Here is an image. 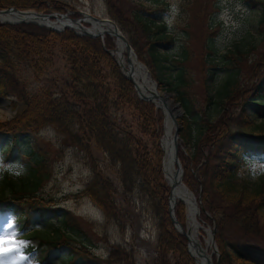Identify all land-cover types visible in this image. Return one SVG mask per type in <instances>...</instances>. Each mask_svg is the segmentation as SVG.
Listing matches in <instances>:
<instances>
[{"label":"trees","instance_id":"16d2710c","mask_svg":"<svg viewBox=\"0 0 264 264\" xmlns=\"http://www.w3.org/2000/svg\"><path fill=\"white\" fill-rule=\"evenodd\" d=\"M54 1L0 0V8L16 6L20 9L47 10L48 3H52L53 8L60 9ZM105 2L108 14L124 31L137 57L150 68L158 87L164 86L166 91L174 90V99L180 101L184 109L181 117H178L179 135L190 153L178 149L184 168L183 181L190 189L194 185L202 187L200 214L208 223L215 225L214 240L220 252L219 264H264V227L260 222V216H264L260 214V209L264 207V186L255 184L248 187L245 181H239L244 174L252 173V165L264 163V125L256 123L242 109L237 122L238 129L232 131L225 102L236 99L239 91L242 93L243 90L245 95L248 93L246 87L242 90L238 87L235 77L237 71L228 74L222 84L223 89L217 91V99L212 100L211 94L207 95V100L214 101L219 108L218 123L202 118L193 132L192 122L196 120L193 117L196 113L195 104L190 94L193 78L184 64L189 54L183 49L179 56L170 58L169 50L160 48L172 45L176 41V33L164 21H156L140 10L126 8L120 0ZM162 4L154 7L153 11H162L167 2L163 1ZM263 17L264 14L260 16V22ZM140 36L145 41L144 45L139 43ZM55 42L63 48L69 63L66 86L58 94L50 89L30 93L16 72L15 58L32 59L44 51H50ZM114 46V39L108 34L101 38L80 35L71 28L55 31L33 22H0V93L17 97L15 114L0 121V136L5 133L12 135L11 142L5 147L3 160L18 145V134L35 132L45 125L61 135L64 142L75 147L87 150L89 141L93 140L106 153L110 165L117 169L122 192L127 197L134 193L146 196L148 207L156 219L158 249L161 252L172 250L176 255V264H194L187 251L188 240L174 228L169 214V185L162 171L163 152L161 164L160 161L152 163L144 142L135 132L139 127L143 132L150 130L154 133L163 121V114L153 102L138 97L134 85L122 74L108 52ZM204 46L209 54L217 53L211 43L207 42ZM229 51L239 53L241 49L235 44L234 49ZM205 60L201 62L203 71ZM169 61L177 63L173 73L174 84L163 80L160 73L163 68L168 70ZM109 79L113 82L110 83ZM251 95L264 98V75L255 81ZM120 103L133 110L135 121L138 118L136 125L135 122L131 124L133 128L130 124L124 126L115 121V109ZM205 143L210 144L211 154H215L208 155L207 160L198 167L199 179L189 163ZM33 151L40 152V149L35 147ZM0 168L3 169L0 171V200L9 199L26 204L28 213L46 209V199L37 194L49 175L46 155L36 157L29 167V174L23 178H15L4 164ZM90 168L91 175L82 193L103 210L106 218L117 219L120 208L113 195L111 181L100 169L95 166ZM206 210L210 216L205 213ZM66 214L63 216L64 223L68 222ZM174 215L184 226L185 206L181 201L175 203ZM227 222L236 224L243 234L251 238L228 244L222 233V226ZM251 235H257L263 241H250L254 238ZM29 236L38 240L35 247L28 245L26 248L38 264H44L52 249L70 244V236L65 235L61 224L53 226L52 232L33 229ZM73 246L90 251L85 244ZM119 249V245L114 244L109 256H119ZM113 253L116 254L112 256ZM122 253L125 257V252ZM92 255L99 259L94 252ZM70 259L73 261L72 257Z\"/></svg>","mask_w":264,"mask_h":264},{"label":"rangeland","instance_id":"374dc122","mask_svg":"<svg viewBox=\"0 0 264 264\" xmlns=\"http://www.w3.org/2000/svg\"><path fill=\"white\" fill-rule=\"evenodd\" d=\"M163 1L167 2L164 9L153 11L154 7L163 5ZM120 2L126 8L133 11L140 10L156 21L164 22L166 15L171 17L172 4H176L178 11L171 27L172 31L176 33V41L172 45L160 46V48L169 50L170 58L179 56L183 49L189 54V58L184 64L193 78L190 88L196 112L193 116L196 120L192 122L193 132L197 130L198 123L202 118H208L213 123H218L220 120L219 108L212 100L218 98L217 91L223 89L222 84L228 74L236 71L238 87L240 90L246 87L248 93L245 95L243 90L242 93L239 91L240 95L238 93L236 99L229 103L225 102V110H228L230 114L228 121L232 125V131L238 129L237 122L242 109L256 123L264 125V98H256L251 95L255 81L264 75V17L262 22L259 21L260 16L264 14V0H120ZM48 4L47 10L38 11L68 12L69 16H79L78 10H80L111 18L105 0H55L54 4L58 5L60 9L53 8L52 3ZM84 25L88 26L90 23L84 21ZM121 31L124 32L122 29ZM139 38V43L144 45V39L141 36ZM207 42L216 47L217 53L209 54L207 52V48L204 46ZM235 44H238L241 52L229 51L234 49ZM114 47L108 49L113 58ZM209 56H212L213 59ZM204 59H206L204 62L205 71L201 68V62ZM15 64L18 76L30 93L50 89L53 93L58 94L69 79V63L63 48L57 42L50 51H44L32 59L16 57ZM176 65L175 61H169L168 70L163 68L164 70L160 71L163 80H168L171 84L175 83L173 73L176 71ZM151 76L153 77L152 74ZM109 82L112 83V79H109ZM158 88L170 95L175 102L177 101L174 99V90L166 91L164 86ZM208 94L212 96L211 101L207 100ZM16 98L14 94L0 93V121L7 120L15 114ZM116 107L114 114L116 122L124 126H128L127 124L131 126L135 122L136 125L138 118L135 121V114L131 108L122 103ZM180 108L181 111L177 118L181 117L184 111L182 105ZM131 128L133 127L131 126ZM135 132L144 142L151 162L156 164L160 161L161 164L162 123L154 133L150 130L143 132L139 127ZM11 140L12 135L9 133L0 136V166L4 164L15 178L26 177L29 174V167L36 157H40V155L47 157L49 175L37 192L39 196L46 199L45 210L28 213L25 208L26 204H18L9 199L0 200V222L6 225V221L10 220L16 230L14 237H8L11 247H18V244L15 243L17 240L26 241L27 245L22 254L27 255L32 264H38V262L31 257L26 248L28 245L35 247L38 240L30 237L29 232L33 229L52 232L53 226L58 224L63 227L65 235L70 236L68 239L70 244L52 249L44 264H126L127 262L129 264H176V255L172 250L161 252L158 249L156 219L148 207L146 196L134 193L127 197L122 192L117 169L110 165L106 153L99 149L93 140L89 141L87 150L75 147L64 142L61 135L49 125H45L35 132L18 134V145L8 158L3 160L5 147ZM35 147H39L40 152H34ZM178 149L186 154L190 153L189 148L183 144L180 135ZM214 154H211L210 144L202 145L189 163L190 167L191 164L194 167V173L197 174L198 167L207 160L208 155ZM260 164L264 163L256 165ZM91 166L100 169L104 176L111 181L114 188L113 195L120 208L117 219L106 218L103 210L90 197L82 193V189L91 175ZM20 168L22 171H19ZM197 177L200 179L199 174ZM239 181H245L248 187L255 186V184L264 186V173L253 175L252 171L250 175L244 174ZM1 185L0 183V187ZM201 189V185H194V188L191 189L200 205H202ZM260 211V214H264V207ZM65 212H67L68 218L66 223L63 222ZM205 213L210 216L208 210ZM263 217L260 216V222L264 227ZM199 220L205 227L211 225L215 228V225L208 223L200 213ZM222 229L228 244H236V241L243 242L251 238L243 234L236 224L227 222L222 226ZM9 231L11 230L8 229ZM204 234L205 231L201 228L199 237L203 242ZM251 236L254 238L250 241L256 243L263 241L257 235ZM82 244H85L90 251L80 250L73 246ZM114 244L119 245L121 254L111 258L109 253ZM122 251L125 252V257H123ZM92 252L98 255L99 259L95 258ZM115 254L113 253L112 256ZM219 255L220 252L216 246V250L212 253L215 264H219ZM71 257L73 261H71ZM15 264H28V261H21L17 257Z\"/></svg>","mask_w":264,"mask_h":264},{"label":"bare ground","instance_id":"6f19581e","mask_svg":"<svg viewBox=\"0 0 264 264\" xmlns=\"http://www.w3.org/2000/svg\"><path fill=\"white\" fill-rule=\"evenodd\" d=\"M90 22V25L85 26L84 21L72 20L65 15H56V17H45L36 15L34 13H22L14 9L0 12L1 20H25L35 21L45 24L47 26L61 29L70 27L77 32L87 31L91 33H99L103 37L108 34L113 37L115 42L112 54L122 74L131 72V77L136 83L137 89L151 97V102L156 108H159L163 114L162 132L160 135V146L163 151L162 171L167 184H171L172 200L176 203L181 201L185 206V225L183 228L188 234V253L192 256L195 264H215L212 259V251L214 245L211 240L210 226L205 227L199 220L200 207L194 192L182 179H179V170L174 161L175 150V123L173 117H177L181 111L180 106L176 103L170 95L161 91L156 82L153 81L147 66L139 60L134 51H126L124 41L115 35L114 25L109 21L94 20L91 17H84ZM133 84V83H132ZM134 85V84H133ZM136 91V90H135ZM177 138V142H178ZM174 203V205H175ZM202 213V212H201ZM202 216V215H201ZM187 218V220H186ZM2 221V220H1ZM205 231L203 235L204 242L199 237L200 229ZM8 229L4 223L0 222V235H5L4 248H12L11 241L6 235ZM15 259L0 258V264H15Z\"/></svg>","mask_w":264,"mask_h":264},{"label":"water","instance_id":"95a60500","mask_svg":"<svg viewBox=\"0 0 264 264\" xmlns=\"http://www.w3.org/2000/svg\"><path fill=\"white\" fill-rule=\"evenodd\" d=\"M16 10L18 12H22V13H34L36 15H40V16H45V17H56V15H65L66 17L72 19V20H81V21H86V22H89L88 20H86L84 17L87 16V17H91L93 18L94 20H101V21H109L111 22L113 25H114V28H115V35L118 36L119 38H121L123 41H124V44H125V48H126V51H134L132 45L130 44V42L128 41L126 35L124 34V32L121 31V29L119 28L118 24L112 19V18H109V17H101V16H98V15H94V14H91L87 11H80L78 10V13L80 14L79 16H69L68 15V12H59V11H37V10H34V9H31V8H28V9H20V8H17L16 6H8V7H4V8H0V12H6V11H9V10ZM1 22H8V23H18V22H33V23H36V24H39V25H43V26H46V27H49L51 28L52 30H55V31H61L63 28L61 29H56V28H53V27H50V26H47L45 24H42V23H38V22H35V21H23V20H1ZM90 23V22H89ZM74 30V29H73ZM77 34H85V35H89V36H100L101 38L103 37L101 34L99 33H91V32H87V31H81V32H77L76 30H74ZM135 52V51H134ZM125 77L127 79H129L133 84H134V88L136 90V93L138 95L139 98L141 99H146V100H150L151 101V97L146 95V94H143L141 93L138 89H137V86H136V83L134 82V80L132 79L131 77V72L128 71L127 73H124ZM153 81H155V79L153 78ZM157 84V82H156ZM168 94H171L168 92ZM178 103V105L181 107V104L179 101H176ZM173 120H174V123H175V133H174V141H175V150H174V161L176 163V167L177 169L179 170V179H182V174H183V168H182V165L180 163V160H179V157H178V142H177V138L179 136V129H180V123L177 119V117H173ZM169 187H170V190H169V195H168V203H169V206H168V209H169V214H170V217H171V220L173 222V225L175 227V229L177 231H179L180 233L184 234L186 236V238L188 239V234H187V231L183 228L182 224L176 219L175 215H174V200H172V195H171V184H169ZM214 226H210V232H211V240H212V243L214 245V248L212 250V252L214 253V251L216 250V244H215V240H214Z\"/></svg>","mask_w":264,"mask_h":264},{"label":"snow or ice","instance_id":"6c2138e0","mask_svg":"<svg viewBox=\"0 0 264 264\" xmlns=\"http://www.w3.org/2000/svg\"><path fill=\"white\" fill-rule=\"evenodd\" d=\"M253 167V175L264 173V164L260 165H252ZM3 169L0 168V171ZM19 171H22V168L19 169ZM19 174V172H17ZM6 228L11 230L7 232L8 237H14L16 235V230L13 227V223L8 220L6 221ZM6 236L0 235V258L4 259H14L19 258L21 261H28V264H32V262L29 260V257L27 255H23V249L26 247L27 242L23 240H17L15 241L16 244H18V247L16 248H4L3 245L5 243Z\"/></svg>","mask_w":264,"mask_h":264},{"label":"clouds","instance_id":"9594fccd","mask_svg":"<svg viewBox=\"0 0 264 264\" xmlns=\"http://www.w3.org/2000/svg\"><path fill=\"white\" fill-rule=\"evenodd\" d=\"M178 9L175 3L172 4V8H171V17H169L168 15L165 16L164 20L165 23L168 25L169 28L172 27L173 24V19L177 13Z\"/></svg>","mask_w":264,"mask_h":264}]
</instances>
